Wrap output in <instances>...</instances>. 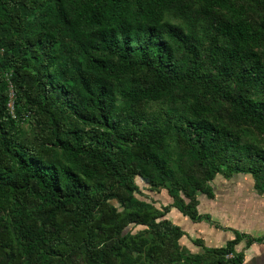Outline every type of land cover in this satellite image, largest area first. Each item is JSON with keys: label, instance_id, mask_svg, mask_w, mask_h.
Here are the masks:
<instances>
[{"label": "trees", "instance_id": "16d2710c", "mask_svg": "<svg viewBox=\"0 0 264 264\" xmlns=\"http://www.w3.org/2000/svg\"><path fill=\"white\" fill-rule=\"evenodd\" d=\"M263 41L264 0H0V264H242L165 216L264 195Z\"/></svg>", "mask_w": 264, "mask_h": 264}, {"label": "rangeland", "instance_id": "374dc122", "mask_svg": "<svg viewBox=\"0 0 264 264\" xmlns=\"http://www.w3.org/2000/svg\"><path fill=\"white\" fill-rule=\"evenodd\" d=\"M171 20L174 22L177 21V19L173 18H171ZM261 49H264V41L262 42L260 50ZM22 127L26 130L29 128V126L25 124L22 125ZM248 135L253 143L264 148V135L256 132H249ZM137 183L142 188V190H144L145 194L152 196L155 201H157V205L160 203L162 206L172 202L171 197L168 195L166 189L155 188L153 191H151L150 186L144 184L142 181L138 180ZM212 185L214 186V190H216L213 199H209L204 194L198 195V199L200 201L198 209L203 215L204 221L199 223L192 222L190 219L189 221H186L188 220V217L182 215L175 208L169 211L165 216L173 223L178 224L182 229L187 231L188 235H185L180 239L181 248L192 253H203V247L196 246L193 243V240L197 239V233L194 232V229H199L200 232L203 231V229L205 231L210 229V231L208 230L210 234L211 230H214V227H216L218 231L224 233V231H226V226L231 225L229 223L232 221L233 215L235 217L234 221L237 218L240 221L233 224L235 226H239V223H241L242 225H240L242 228L240 230H236L235 232L243 234L244 236H242L240 243L235 247L236 252H241L243 254V259L246 264H264V245L261 250L259 247L256 249V253H258L257 256L244 257V252L248 249L247 239H255L254 241H259V244L264 243V239L261 241V238H264V195L255 193V191L252 189V177L243 173L234 174L229 179L218 177L214 182H212ZM138 196L144 198L141 195ZM239 206H245L246 208L241 209ZM244 209L247 211L242 214V218L240 220L241 214L239 215L238 213L241 210L244 211ZM140 228V226H135L132 228V231L137 232ZM232 233L233 232H231V234ZM199 238L200 240L206 239V242L203 241L204 246L206 244L219 246L226 241L225 239L223 240V237L219 238L220 241L217 242H208L207 239L210 240L211 238L203 235H199ZM212 239L214 240L213 237Z\"/></svg>", "mask_w": 264, "mask_h": 264}, {"label": "crops", "instance_id": "0c3cea01", "mask_svg": "<svg viewBox=\"0 0 264 264\" xmlns=\"http://www.w3.org/2000/svg\"><path fill=\"white\" fill-rule=\"evenodd\" d=\"M218 178V177H217ZM216 178V179H217ZM219 178H220V176H219ZM229 178H231V177H229ZM229 178H225V179H229ZM215 179V180H216ZM214 180V181H215ZM216 183V182H215ZM214 187V186H213ZM216 188V187H215ZM239 189V188H238ZM252 189L255 191V193H258L255 189H254V187H253V185H252ZM216 191V190H215ZM259 194V193H258ZM209 199H213V198H209ZM199 203H200V201H199ZM239 208H246L245 206H239ZM173 209V208H172ZM171 209V210H172ZM262 209V208H261ZM170 210V211H171ZM177 210V209H176ZM247 210L246 209H244V211L243 210H241L238 214L240 215L241 214V217H240V220H241V218H242V214H244V212H246ZM263 213H264V210H263ZM182 214V213H181ZM183 215V214H182ZM232 221L229 223V224H231V225H229V226H226V231H224V233L223 232H221V231H218L217 230V228L216 227H214L215 229L214 230H211V233L209 234V231H210V229H207V231H205L204 229H203V231H201L200 232V230L199 229H194V232H196L197 234V238H199V235H203V236H207V237H210L211 239L209 240V239H207V241L208 242H217V241H220L219 240V238H221V237H223V240L225 239L226 241H228V240H230V239H232L233 238V234H234V232L236 231V230H240L242 227V225H241V223H239V226H235L234 224L235 223H238V222H240L239 220H238V218L234 221V216L232 215ZM263 218V217H262ZM261 218V219H262ZM191 220V219H190ZM186 221H189V218H188V220H186ZM192 221V220H191ZM202 221H204V219H202V220H200V221H192V222H195V223H199V222H202ZM234 223V224H233ZM178 225V224H177ZM241 225V226H240ZM181 227V226H180ZM184 230V229H183ZM187 230H192V229H187ZM209 230V231H208ZM185 232H186V234H187V231L186 230H184ZM231 232H233L232 234H231ZM188 235V234H187ZM212 237L214 238V240L212 239ZM200 239V238H199ZM202 240V244H203V241L204 242H206L205 240L206 239H201ZM225 241V242H226ZM262 241V240H261ZM222 242H224V241H222ZM225 242L223 243V244H225ZM220 243V242H219ZM240 243V242H239ZM238 243V244H239ZM222 244V245H223ZM237 244V245H238ZM207 245V244H206ZM205 245V247H217V246H214V245H207L206 246ZM236 245V246H237ZM262 245V246H261ZM263 245H264V243L263 244H259V241H252L251 243H249L248 244V246H247V250H245V254H244V257H248V256H257L258 255V253H256V249L259 247V249L261 250L262 248H263ZM204 246V245H203ZM219 246H221V245H219ZM242 264H246V262L244 261V259H243V263Z\"/></svg>", "mask_w": 264, "mask_h": 264}, {"label": "built area", "instance_id": "2783aa9c", "mask_svg": "<svg viewBox=\"0 0 264 264\" xmlns=\"http://www.w3.org/2000/svg\"><path fill=\"white\" fill-rule=\"evenodd\" d=\"M8 105H9V108H10V109L13 108L12 100L9 101ZM231 256H232L231 254H228V255H227V257H231Z\"/></svg>", "mask_w": 264, "mask_h": 264}]
</instances>
